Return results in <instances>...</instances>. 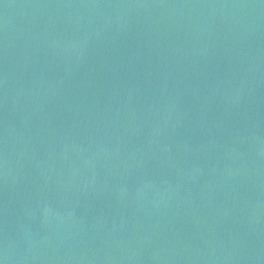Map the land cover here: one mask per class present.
I'll use <instances>...</instances> for the list:
<instances>
[{"label": "water", "instance_id": "95a60500", "mask_svg": "<svg viewBox=\"0 0 264 264\" xmlns=\"http://www.w3.org/2000/svg\"><path fill=\"white\" fill-rule=\"evenodd\" d=\"M0 264H264V0H0Z\"/></svg>", "mask_w": 264, "mask_h": 264}]
</instances>
